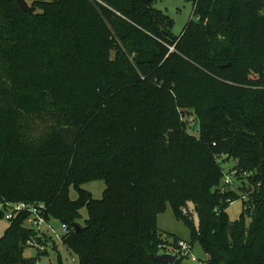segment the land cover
Masks as SVG:
<instances>
[{"label": "trees", "instance_id": "trees-1", "mask_svg": "<svg viewBox=\"0 0 264 264\" xmlns=\"http://www.w3.org/2000/svg\"><path fill=\"white\" fill-rule=\"evenodd\" d=\"M31 1L0 0V202L43 203L75 264H162L150 255L182 241L158 229L167 205L206 264H264L263 0H190L179 36L158 0ZM193 103L197 137L178 124ZM97 179L101 198L83 187ZM27 217L7 220L0 264L56 248ZM34 238L47 248L26 257Z\"/></svg>", "mask_w": 264, "mask_h": 264}, {"label": "rangeland", "instance_id": "rangeland-1", "mask_svg": "<svg viewBox=\"0 0 264 264\" xmlns=\"http://www.w3.org/2000/svg\"><path fill=\"white\" fill-rule=\"evenodd\" d=\"M29 6H32V1L27 0ZM154 8L161 10L165 14L169 15L172 19V27L171 33L174 36H179L184 30L186 24L188 23L190 18H193L192 15V3L190 0H158L154 3ZM147 83L152 82V79H148ZM186 110L180 112L178 118V124L180 131L187 133L188 135L198 136V131L192 130L191 125H193L198 119L199 129L201 127V120L198 114V106L197 104H191ZM179 111V110H178ZM37 130V126L35 125ZM179 139V138H177ZM222 167L225 172L229 171L230 168H234L232 160H227L222 162ZM83 187L90 191L95 198H101L103 194V189L105 187V183L103 180L97 179L93 181H89L83 185ZM70 198L74 199L77 196L76 191L71 187L69 189ZM186 210L190 212L193 223L197 226L199 224V219L196 215V212L192 210V207L189 205L186 207ZM242 210V199L238 198L234 200L226 209L227 214L230 220H234L238 217ZM80 217L77 219L76 223L82 224L84 220L87 218L88 214L85 208H82L80 211ZM47 219V218H46ZM48 221V220H47ZM246 224L249 223V217L245 216ZM49 224L53 227V231H46L48 235L52 237L54 240L56 248H48L47 254H43L40 256L37 264H57L56 255L60 254L62 258L63 264H75L76 255L70 253L65 246L62 244L59 236L64 233V224L61 223L59 219L50 218ZM8 225V221L6 219H0V236H2L5 228ZM26 225V223H25ZM157 226L160 232L163 233V238L171 239L167 237L168 234H172L178 237L182 241H186L188 243L191 242L190 238V230L189 228L182 222V220L175 217L171 207L167 205L166 209L162 212H159L157 215ZM27 227V226H26ZM46 228L44 227V230ZM179 244V243H178ZM164 251V250H163ZM161 251V253H165ZM36 255V250L34 248L28 247L25 250L26 257H34ZM191 256H195L196 260H191V257H188L183 260V264H206L205 263V252L202 247L194 242L191 248ZM178 260V259H177Z\"/></svg>", "mask_w": 264, "mask_h": 264}, {"label": "built area", "instance_id": "built-area-1", "mask_svg": "<svg viewBox=\"0 0 264 264\" xmlns=\"http://www.w3.org/2000/svg\"><path fill=\"white\" fill-rule=\"evenodd\" d=\"M264 2V0H263ZM262 14L264 15V5L262 7ZM237 171L235 168H230L229 171L224 173L223 178L221 179L219 188L223 190L224 186L233 185L235 175ZM245 175V174H244ZM0 211L4 212V219L10 220L15 214L26 212L28 217L26 218V226L34 230L36 232V237L42 235L45 231H53V227L49 224L46 219V207L43 203H26V202H10V201H3L0 202ZM183 214H187L188 211L186 208L182 209ZM44 227L46 228L44 230ZM67 228L64 227V231ZM55 233V232H54ZM60 239L61 236L57 235ZM27 245L31 248H34L37 251H44L47 248V245L38 242L36 238L27 240ZM191 245L186 241H180L177 246H167L163 252L170 253V254H177V259H186L191 257V260L195 261L196 257L191 256Z\"/></svg>", "mask_w": 264, "mask_h": 264}, {"label": "water", "instance_id": "water-1", "mask_svg": "<svg viewBox=\"0 0 264 264\" xmlns=\"http://www.w3.org/2000/svg\"><path fill=\"white\" fill-rule=\"evenodd\" d=\"M18 6L23 11L27 12H33L34 8L29 6L27 3V0H16ZM191 129L197 131L199 129L198 119H196L195 123L191 125ZM196 209V208H195ZM76 228H78V225H74ZM150 258L155 259L156 261L162 263V264H175L177 261V254H170V253H159L156 255H150ZM56 261L57 264H63L62 258L60 254L56 255Z\"/></svg>", "mask_w": 264, "mask_h": 264}]
</instances>
